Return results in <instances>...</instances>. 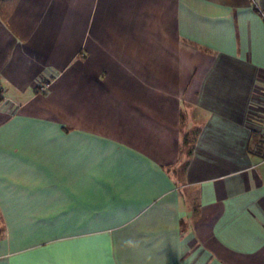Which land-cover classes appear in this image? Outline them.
<instances>
[{"label": "crops", "instance_id": "obj_1", "mask_svg": "<svg viewBox=\"0 0 264 264\" xmlns=\"http://www.w3.org/2000/svg\"><path fill=\"white\" fill-rule=\"evenodd\" d=\"M263 135L264 0H0V264H264Z\"/></svg>", "mask_w": 264, "mask_h": 264}, {"label": "built area", "instance_id": "obj_2", "mask_svg": "<svg viewBox=\"0 0 264 264\" xmlns=\"http://www.w3.org/2000/svg\"><path fill=\"white\" fill-rule=\"evenodd\" d=\"M47 88H48V86L43 87L42 91H44ZM262 147H263V152H264V135L262 136Z\"/></svg>", "mask_w": 264, "mask_h": 264}, {"label": "rangeland", "instance_id": "obj_3", "mask_svg": "<svg viewBox=\"0 0 264 264\" xmlns=\"http://www.w3.org/2000/svg\"><path fill=\"white\" fill-rule=\"evenodd\" d=\"M2 232V230H1V220H0V233Z\"/></svg>", "mask_w": 264, "mask_h": 264}]
</instances>
